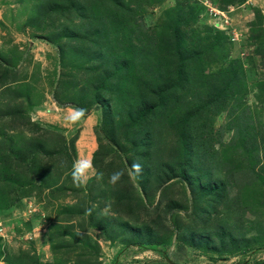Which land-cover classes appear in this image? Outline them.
<instances>
[{
	"label": "rangeland",
	"instance_id": "374dc122",
	"mask_svg": "<svg viewBox=\"0 0 264 264\" xmlns=\"http://www.w3.org/2000/svg\"><path fill=\"white\" fill-rule=\"evenodd\" d=\"M0 264H264V0H0Z\"/></svg>",
	"mask_w": 264,
	"mask_h": 264
},
{
	"label": "clouds",
	"instance_id": "9594fccd",
	"mask_svg": "<svg viewBox=\"0 0 264 264\" xmlns=\"http://www.w3.org/2000/svg\"><path fill=\"white\" fill-rule=\"evenodd\" d=\"M87 114V109L80 107H73L71 109V122L75 123L79 120L83 119ZM64 162H61V166H63ZM143 172V165L139 162H134L130 166V175L138 176ZM95 173L98 177H102L103 173L96 172L94 168V164L91 159L83 158L76 159L72 164L71 176L74 184L77 186L84 184L87 182V177L91 174ZM124 176L123 170L114 171L110 177L109 182L113 185L117 184L122 177Z\"/></svg>",
	"mask_w": 264,
	"mask_h": 264
},
{
	"label": "trees",
	"instance_id": "16d2710c",
	"mask_svg": "<svg viewBox=\"0 0 264 264\" xmlns=\"http://www.w3.org/2000/svg\"><path fill=\"white\" fill-rule=\"evenodd\" d=\"M143 112V111H142ZM154 115V113H150V112H148V110L147 111H145L144 113H143V119L141 120V121H139V123H141V124H143L144 122V119L146 118V117H154L153 116ZM148 118H147V120H148ZM142 130H143V128H141Z\"/></svg>",
	"mask_w": 264,
	"mask_h": 264
}]
</instances>
